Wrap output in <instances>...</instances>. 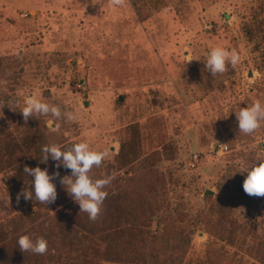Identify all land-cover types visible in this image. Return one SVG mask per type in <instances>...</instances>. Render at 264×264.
Instances as JSON below:
<instances>
[{
  "label": "rangeland",
  "instance_id": "374dc122",
  "mask_svg": "<svg viewBox=\"0 0 264 264\" xmlns=\"http://www.w3.org/2000/svg\"><path fill=\"white\" fill-rule=\"evenodd\" d=\"M217 46L241 59L211 76L204 61ZM29 96L76 118L25 121ZM255 100L264 103V0H0V239L9 264H85L83 247L100 243L77 225L87 220L59 179L63 197L50 206L17 203L32 189L25 165L71 174L51 158L37 163L41 148L78 142L109 151L90 173L115 174L102 210L128 208L139 222L154 214L152 231L163 222L170 234L186 229L177 264H264V197L244 192L241 172L264 156V127L240 133L235 114ZM24 234L48 241L39 260L19 249Z\"/></svg>",
  "mask_w": 264,
  "mask_h": 264
},
{
  "label": "clouds",
  "instance_id": "9594fccd",
  "mask_svg": "<svg viewBox=\"0 0 264 264\" xmlns=\"http://www.w3.org/2000/svg\"><path fill=\"white\" fill-rule=\"evenodd\" d=\"M109 3L112 6H123L125 0H109ZM240 59V54L235 49L229 50L217 46L208 52L204 65L207 72L215 76L226 72L229 66L235 68ZM20 113L25 121L30 117L49 115L56 120L76 118L73 112L62 113L59 106L42 102L36 96L26 98ZM235 114L240 133L251 135L264 127V103L260 100H255L250 106L241 107ZM41 153V163L47 164L51 158L57 169L63 167L70 170L71 174L60 177L59 171L50 174L47 167L42 169L39 166L31 168L25 165L23 171L25 175L32 178L30 183L32 189H23L18 193L17 203L21 197L24 200H33L34 197L41 204L54 203L57 199V189L53 181L59 179L68 195L79 205L80 212L87 213L91 221L97 220L103 202L108 196L105 189L115 178V174L93 179L90 173L93 168L100 167L109 156L108 149L95 151L88 143L78 142L62 150L60 145L49 143L41 148ZM241 172L247 173L242 185L244 192L249 196L264 197V156L254 158ZM17 244L23 253L44 255L48 250V241L44 237L33 239L27 234L20 235Z\"/></svg>",
  "mask_w": 264,
  "mask_h": 264
},
{
  "label": "trees",
  "instance_id": "16d2710c",
  "mask_svg": "<svg viewBox=\"0 0 264 264\" xmlns=\"http://www.w3.org/2000/svg\"><path fill=\"white\" fill-rule=\"evenodd\" d=\"M39 157L35 160L37 163L40 160ZM105 191L108 193L105 199V202H107L111 199L113 193L110 192V189H105ZM57 196L63 197V194H57ZM50 205L51 204H49V206ZM67 208L68 207H66V209ZM76 210L80 212V208L75 209V211ZM132 212L133 211L130 209L122 207L118 208L116 213H111L109 209H107L106 212L101 210L99 217L95 221H91L87 213L80 212L83 214L84 218H86L87 222L77 220L79 228L87 230L89 235L101 234V240L99 239L100 243L94 242L93 244L92 241L91 245L89 243L87 246L83 247L82 253L84 254L85 264H177L178 261H181L179 256L182 253L176 251L178 249L184 251V247L188 244V240H186L184 234H182L186 229H181L177 226L175 233L170 234L169 229L172 230V226H167V224L163 222L164 229H162L161 232H157L156 230L152 231L150 226L154 214L150 215V222L147 220L145 222H139L141 221L139 216L136 214L132 215ZM61 214L67 217L62 211ZM139 215L141 216V214ZM219 217H221V215H219ZM157 220H159V218H157ZM220 224L221 227H223L226 223L220 222ZM227 241L228 243L232 242L230 239H227ZM103 243L106 247L101 249ZM87 248L89 250L91 249V252L95 254L96 260L88 257L89 253ZM93 249H98V252ZM99 252L101 254L100 257ZM260 252V258L264 261V246L261 247ZM11 256L12 255H6L4 251V241L0 239V264H9ZM181 256H183V254ZM101 257L103 259H101ZM37 259H40V255H38Z\"/></svg>",
  "mask_w": 264,
  "mask_h": 264
}]
</instances>
